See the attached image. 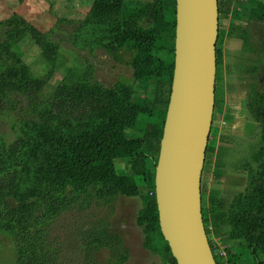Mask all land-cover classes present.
I'll list each match as a JSON object with an SVG mask.
<instances>
[{"label":"trees","instance_id":"16d2710c","mask_svg":"<svg viewBox=\"0 0 264 264\" xmlns=\"http://www.w3.org/2000/svg\"><path fill=\"white\" fill-rule=\"evenodd\" d=\"M231 5V0H219V13ZM145 17L151 21L149 27L140 23ZM250 19L264 22V3L251 10ZM176 24V2L153 0L142 10H133L125 8V0H93L71 41L83 48H105L112 55L130 49L134 78L152 82V95L139 104L132 99L133 86L123 81L111 87L91 81L61 82L39 117L21 122L13 143L0 137V232L14 237V264H65L62 249L53 243L56 220L77 207L111 201L119 195H138L137 176L143 177L148 189L136 219L145 242L165 264H177L162 234L155 188L174 78ZM27 34L46 57L56 51L55 44L34 24L17 18L7 21L0 38V59L6 60L0 74L1 92L11 87L36 92L47 83L31 74L17 50L19 39ZM229 34L241 38L243 48L249 49L246 28L232 25ZM260 72L264 74V67ZM262 82L252 88L247 100L250 114L262 124L263 141L248 188L237 193L229 207L214 190L210 219L203 208L207 233L210 221L217 229L226 223L231 226V238L247 242L248 264H264L260 258L264 257V76ZM141 115L148 118L142 135L128 136L126 129L134 127ZM116 158H129L132 173L119 174ZM120 242L107 230L90 232L85 237L84 264H98L94 253L102 248L117 249ZM226 252L225 259L215 254L217 264H247L242 253L231 247Z\"/></svg>","mask_w":264,"mask_h":264},{"label":"rangeland","instance_id":"374dc122","mask_svg":"<svg viewBox=\"0 0 264 264\" xmlns=\"http://www.w3.org/2000/svg\"><path fill=\"white\" fill-rule=\"evenodd\" d=\"M152 1L125 0V8L142 10ZM161 1L172 5L176 2ZM231 2L230 9L224 7L219 13L216 103L202 173V205L208 213L214 190H217L227 207L237 193L247 190L251 171L258 164L256 152L263 145L262 124L250 114L247 100L253 87L263 85L261 80L264 74L260 69L264 67V46L254 43L258 25L263 21L250 19V12L258 3H264V0ZM92 3L93 0H0V38L3 37L7 21L17 18L34 24L56 46L55 53L49 58L43 55L41 47L30 34L24 35L16 44L31 74L45 78L47 83L36 92L21 91L15 87L0 91V137L8 143H13L18 137L23 120L39 117L41 109L61 82L72 84L91 81L111 87L123 81L133 86L132 99L139 104H143L152 95V82L146 83L134 78L130 63L133 53L130 49L123 48L112 55L105 48H83L71 41L79 22L89 14ZM140 23L144 27L151 25L146 17ZM232 25H241L248 30L246 45L258 53L254 59L245 55L234 57V52H226L229 39L234 40L235 37L229 34ZM231 46L233 50L236 48V45ZM5 63L6 60L0 59V74ZM224 88L231 93L236 90L238 94L227 97ZM243 96L247 98L243 100ZM146 118L144 115L139 116L135 126L126 129V134L131 137L142 135L143 125L148 120ZM143 150L148 148L144 147ZM114 163L119 174L132 173L129 158H116ZM136 180L139 185L138 195H119L111 201L77 207L64 212L56 220L53 243L62 249L65 264H84L87 260L85 237L90 232L103 230L117 235L121 242L117 249L102 248L96 251L94 260L98 264H165L161 255L147 246L145 233L137 224L143 195L148 189L142 176H137ZM210 222L208 237L212 250L219 252L220 249L231 247L235 252L242 253V261L248 264L247 242L242 238H231V226L228 224L222 223L217 229ZM15 253L14 237L0 232V264H14ZM218 258L223 259L220 256ZM260 258L263 260V255Z\"/></svg>","mask_w":264,"mask_h":264},{"label":"water","instance_id":"95a60500","mask_svg":"<svg viewBox=\"0 0 264 264\" xmlns=\"http://www.w3.org/2000/svg\"><path fill=\"white\" fill-rule=\"evenodd\" d=\"M175 70L155 188L177 264H217L206 230L202 173L216 103L219 0H176Z\"/></svg>","mask_w":264,"mask_h":264},{"label":"crops","instance_id":"0c3cea01","mask_svg":"<svg viewBox=\"0 0 264 264\" xmlns=\"http://www.w3.org/2000/svg\"><path fill=\"white\" fill-rule=\"evenodd\" d=\"M256 35H255V42H254V39H253V42L256 44L258 42L259 44L264 46V23L263 22L258 25V31H257ZM228 43H229V45H228V49L226 50V52H228V53L234 52V54H233L234 57L237 55H245V56H248V57H251L252 59H254V57L258 55L257 51H255L253 49H250V48L249 49H243V40L241 38L234 37V40H233V38H230ZM231 44L236 45V48L234 50L232 49ZM263 55H264V53H263ZM239 76L242 77L244 75H239ZM249 76H250V74H249ZM243 78H245V76ZM224 93H225V95L227 94V97H228V95L231 96V95H237L238 94V92L236 90L234 91V93H231V92H228V89L226 90V88H224ZM243 97H244L243 100H245V98H247L246 96H243Z\"/></svg>","mask_w":264,"mask_h":264},{"label":"built area","instance_id":"2783aa9c","mask_svg":"<svg viewBox=\"0 0 264 264\" xmlns=\"http://www.w3.org/2000/svg\"><path fill=\"white\" fill-rule=\"evenodd\" d=\"M213 253H214V255L216 254V255L223 257V258L227 257V252L224 249H220L219 252H216L215 250H213Z\"/></svg>","mask_w":264,"mask_h":264}]
</instances>
